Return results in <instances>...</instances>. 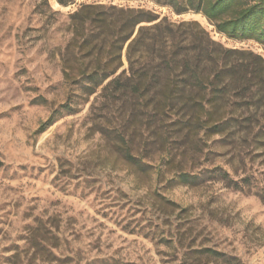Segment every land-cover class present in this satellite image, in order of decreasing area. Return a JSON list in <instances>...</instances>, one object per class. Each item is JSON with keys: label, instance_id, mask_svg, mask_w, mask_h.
<instances>
[{"label": "rangeland", "instance_id": "obj_1", "mask_svg": "<svg viewBox=\"0 0 264 264\" xmlns=\"http://www.w3.org/2000/svg\"><path fill=\"white\" fill-rule=\"evenodd\" d=\"M90 3L195 20L225 47L264 57V45L153 0H0V264H264V197L234 182L254 175L264 188V148L179 129L149 96L82 95L63 55L70 14ZM239 152L245 164H233Z\"/></svg>", "mask_w": 264, "mask_h": 264}, {"label": "trees", "instance_id": "obj_2", "mask_svg": "<svg viewBox=\"0 0 264 264\" xmlns=\"http://www.w3.org/2000/svg\"><path fill=\"white\" fill-rule=\"evenodd\" d=\"M153 1L176 14L201 13L219 33L264 45V0ZM58 2L67 6L75 0ZM70 17L74 36L63 61L69 79L77 73L73 83L82 95H96L95 101L104 99L111 105L149 96L155 115L171 113L179 129H203L235 149L264 148L262 55L225 47L198 21H171L142 8L81 4ZM124 58L127 68H123ZM65 107L68 112L74 110L70 104ZM130 149L126 147V156L135 160ZM234 157L233 164L237 157L245 164L247 157L240 152ZM180 178L188 183L197 176L182 173ZM234 182L235 188L246 186L264 197L254 175ZM200 252L221 262L231 261L217 251Z\"/></svg>", "mask_w": 264, "mask_h": 264}]
</instances>
